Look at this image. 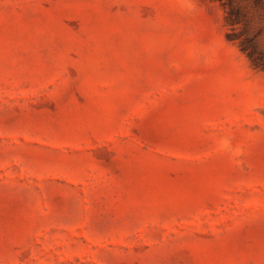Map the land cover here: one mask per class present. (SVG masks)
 I'll return each instance as SVG.
<instances>
[{
  "label": "rangeland",
  "instance_id": "374dc122",
  "mask_svg": "<svg viewBox=\"0 0 264 264\" xmlns=\"http://www.w3.org/2000/svg\"><path fill=\"white\" fill-rule=\"evenodd\" d=\"M0 264H264V0H0Z\"/></svg>",
  "mask_w": 264,
  "mask_h": 264
}]
</instances>
